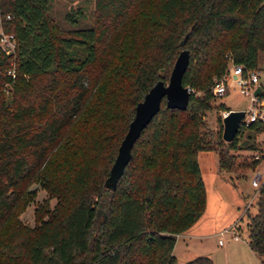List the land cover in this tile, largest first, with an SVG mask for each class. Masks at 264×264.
Segmentation results:
<instances>
[{
	"label": "trees",
	"instance_id": "1",
	"mask_svg": "<svg viewBox=\"0 0 264 264\" xmlns=\"http://www.w3.org/2000/svg\"><path fill=\"white\" fill-rule=\"evenodd\" d=\"M51 1L0 0L3 29L16 39L14 57L0 46V264H212L207 255L179 262L173 249L205 210L198 152L214 151L226 172L264 158L231 153L257 150L264 125L226 142L221 116L210 114L225 107L212 85L229 63L258 66L264 0H94L93 23L78 27L70 8L69 29L49 15ZM182 49L186 108L163 98L115 189L105 188L136 104L168 82ZM34 184L45 196L29 224L20 216ZM255 192L243 230L264 264V180Z\"/></svg>",
	"mask_w": 264,
	"mask_h": 264
},
{
	"label": "rangeland",
	"instance_id": "2",
	"mask_svg": "<svg viewBox=\"0 0 264 264\" xmlns=\"http://www.w3.org/2000/svg\"><path fill=\"white\" fill-rule=\"evenodd\" d=\"M73 8L78 10V27L90 26L94 20L95 2L94 0H52L49 8V15L59 24L61 28L69 29L75 27L65 18L66 12ZM0 30H3L2 17L0 15ZM228 69H232L229 63ZM259 74V83L264 89V56L261 54L258 66L255 69ZM230 87L222 96H216L214 104H223L225 107L213 110L214 114L221 116L226 110H244L248 103V95L240 93L237 88ZM199 94V92L197 93ZM264 100V93H263ZM247 134L239 135L238 140H245ZM264 132L255 135L257 150L239 149L232 151L240 155V158L255 156L259 158L264 150ZM198 164L204 181L206 191V209L200 219L198 235L179 238L175 243L173 253L179 262H185L198 255H207L211 258L212 264H261L257 255L250 249L247 236L243 226H245V211H254L256 188L251 185V178L257 171L264 169V160L254 169L246 172L238 171L226 172L220 170L217 162V155L214 151H199L197 155ZM36 189L35 200L26 205L21 213V218L29 223H33L34 204L36 200H41L45 193L33 185ZM54 200H52L53 202ZM240 225L241 229H237ZM237 236L235 238L234 236ZM219 239L221 243H219Z\"/></svg>",
	"mask_w": 264,
	"mask_h": 264
},
{
	"label": "water",
	"instance_id": "3",
	"mask_svg": "<svg viewBox=\"0 0 264 264\" xmlns=\"http://www.w3.org/2000/svg\"><path fill=\"white\" fill-rule=\"evenodd\" d=\"M186 38V36H185ZM181 40V44L185 42ZM189 61L187 49L180 50L173 67L170 71L168 82L162 80L155 82L144 94L143 99L135 106V112L129 123L128 129L120 142L116 157L110 167L109 174L104 182V187L114 190L119 177L131 157V148L142 129L148 124L152 117L158 112L160 103L165 98L166 106L169 108L185 109L188 103L190 90L182 84V76ZM263 91L261 84L255 89V94L260 95ZM244 115L242 109H232L222 117V138L231 141L237 134L241 119Z\"/></svg>",
	"mask_w": 264,
	"mask_h": 264
},
{
	"label": "built area",
	"instance_id": "4",
	"mask_svg": "<svg viewBox=\"0 0 264 264\" xmlns=\"http://www.w3.org/2000/svg\"><path fill=\"white\" fill-rule=\"evenodd\" d=\"M9 17V15H7ZM0 46L3 51L8 55H15L16 50V39L13 33H6L0 30ZM264 56V51L262 52ZM12 67L7 70V74L12 77L15 76L14 61L11 62ZM259 74L255 70H244L242 65L233 64L231 71L226 70L222 76L215 80L212 85V92L215 96H222L226 93L230 87L231 80L233 81L232 86L237 88L240 93L248 95V103L244 109V115L240 122V127L248 128L252 123H258L264 125V100L260 95L255 94V89L259 84ZM189 88V87H188ZM190 90V88H189ZM226 110L222 113V117L228 113ZM239 127V128H240ZM264 142V139L263 141ZM264 156V150L261 152L260 157ZM255 158H259L258 154H255ZM264 160V158H263ZM264 180V169L257 171L251 178V185L258 188ZM237 238V236H234ZM219 243L221 240L219 239Z\"/></svg>",
	"mask_w": 264,
	"mask_h": 264
},
{
	"label": "crops",
	"instance_id": "5",
	"mask_svg": "<svg viewBox=\"0 0 264 264\" xmlns=\"http://www.w3.org/2000/svg\"><path fill=\"white\" fill-rule=\"evenodd\" d=\"M230 70V69H229ZM260 84V83H259ZM205 209H206V206H205ZM204 212H205V210H204ZM203 212V213H204ZM203 213L201 214V216L199 217V219L191 226V227H189L186 231H184L183 233H181V234H178L177 235V240L179 239V238H187V237H191L192 236V234H194V235H198L199 233H197V231L199 230V229H197L198 227V225H200V219H201V217L203 216ZM197 227V228H196ZM197 230V231H196ZM177 242V241H176Z\"/></svg>",
	"mask_w": 264,
	"mask_h": 264
}]
</instances>
